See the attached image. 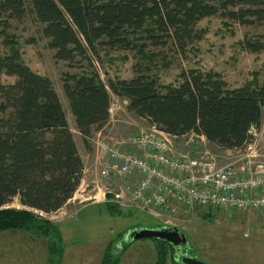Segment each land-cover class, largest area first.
<instances>
[{
	"label": "trees",
	"instance_id": "trees-1",
	"mask_svg": "<svg viewBox=\"0 0 264 264\" xmlns=\"http://www.w3.org/2000/svg\"><path fill=\"white\" fill-rule=\"evenodd\" d=\"M30 3L54 59L86 63L81 74L62 77L64 97L86 147H91L93 132L108 122L112 96L126 101L129 113L170 136H202L224 151L243 150L251 140L250 129L260 126L264 84L257 78L231 88L219 72L189 69L180 72L176 85H161L147 64L157 49L168 45L184 56L204 35L197 28L202 19L218 16L240 26L264 25V0ZM25 16L24 0H0V35L10 49L8 55L0 56V78L15 79L9 84L0 79V233L32 232L47 239L49 257H62L58 227L40 214L51 215L73 198L84 164L52 82L22 62L15 38L6 34L12 21H22ZM238 44L245 52H262L264 34ZM100 49L133 53L132 78L103 82L92 61L100 60ZM14 200L19 208L10 207ZM104 205L118 208L110 202ZM153 241L158 252L156 264H164L162 253L168 248L174 258L175 247ZM118 255L111 244L101 264H118ZM173 264L181 263L174 260Z\"/></svg>",
	"mask_w": 264,
	"mask_h": 264
},
{
	"label": "rangeland",
	"instance_id": "rangeland-1",
	"mask_svg": "<svg viewBox=\"0 0 264 264\" xmlns=\"http://www.w3.org/2000/svg\"><path fill=\"white\" fill-rule=\"evenodd\" d=\"M24 2L26 16L22 21H12L11 28L6 34L15 38V47L22 62L52 82L66 113L78 152L81 156L87 157L86 165L89 167L90 160L94 158L93 150L86 147L81 136L76 134L78 132L62 91L63 75L81 74L82 67H87L86 63L78 59L72 64L55 60L54 51L48 48V42L42 35L43 26L37 22L33 14L30 0ZM197 28L203 31L204 35L199 42L187 49L184 56L176 53L169 45L156 50V55L147 65L159 84L176 85L180 72L189 69L219 72L230 87L242 86L253 78L264 84V51L245 52L238 44L245 38L251 40L264 34V25L253 23L249 26H240L215 16L200 20ZM4 40V36L0 35V56L10 53ZM99 55V61L93 58L92 61L103 82H106L107 78L130 79L134 75L133 53L100 49ZM0 79L5 84L15 80L6 76ZM110 113L114 121H121L119 124L122 121L130 123V131L126 134L122 133L124 130H117L114 127L115 135L111 133L114 138L122 139L128 134H134L139 127L149 125L147 121H142L129 113L122 99L115 96L111 97ZM262 117L264 121V116ZM92 136L94 137V132ZM174 146L179 152L191 153L205 147L219 157V165L230 162L236 154L235 151H224L210 144H203L191 135L177 138ZM89 172L91 175L84 181L82 179L74 194L72 209L88 204L59 223L63 243L62 257L55 255L49 257L47 239L44 237L32 232L5 231L0 233V264H57L58 259H61L59 264H101L103 253L111 244L119 254L118 264H156L158 252L154 241L148 239L131 241L129 235L135 230L162 226L176 227L183 232L187 238L185 246L187 252L183 250L184 248L182 251L203 262L264 264V214L181 208L166 218L169 222L165 225L158 220L159 218L134 207L122 208L116 205L118 208H111L103 204L90 203L92 195L95 194L93 181L96 176L92 169ZM102 184L99 183V186ZM101 192L98 193L97 201L102 198ZM106 199L105 203H109L108 196ZM10 207L19 208L17 200H14ZM206 214L211 216L204 217ZM42 217L50 218L45 215ZM58 248L60 249V246ZM170 252L168 248L167 252L162 253L164 264H173L174 260L176 263L179 262V256L173 258Z\"/></svg>",
	"mask_w": 264,
	"mask_h": 264
},
{
	"label": "built area",
	"instance_id": "built-area-1",
	"mask_svg": "<svg viewBox=\"0 0 264 264\" xmlns=\"http://www.w3.org/2000/svg\"><path fill=\"white\" fill-rule=\"evenodd\" d=\"M249 133L244 149L219 165L205 147L177 151L175 137L153 125L122 139L99 132L90 140L96 176L91 199L97 201L102 191L105 201L108 196L110 203L137 208L165 225L181 208L264 214V121Z\"/></svg>",
	"mask_w": 264,
	"mask_h": 264
},
{
	"label": "crops",
	"instance_id": "crops-1",
	"mask_svg": "<svg viewBox=\"0 0 264 264\" xmlns=\"http://www.w3.org/2000/svg\"><path fill=\"white\" fill-rule=\"evenodd\" d=\"M229 86H230V84H229ZM237 87H240V86H237ZM237 87H233V86H231V88H237ZM122 103L126 106V101H123L122 100ZM262 116H264V110H263V113H262ZM139 118V117H138ZM263 118V117H262ZM139 119H141L142 121H146L145 119H142V118H139ZM119 122H121V121H119ZM119 122L118 121H114L113 120V118H112V115H111V113H110V117H109V120H108V122L101 128V129H98V130H95L94 131V135H97L99 132H101L102 130L103 131H105L104 133H107V132H111L112 134H114L113 133V130H115L114 129V127L118 130H124L122 133H124V134H126V133H128L129 131H130V123H128L127 121H122V123H120L119 124ZM261 123H263V121H262V119H261ZM123 124V125H122ZM149 124V123H148ZM150 125V124H149ZM262 124H260V126H261ZM107 129H109V130H107ZM76 134H78L79 135V133H76ZM115 135V134H114ZM189 135H191V136H194L195 138H197L199 141H201L203 144H205V143H207V144H209L206 140H205V138L204 137H202V136H197V135H194V134H189ZM183 137V136H182ZM177 138H179V137H175V138H173V141L175 142V140L177 139ZM76 146H77V144H76ZM176 146V145H175ZM176 150L178 151V149H177V147H176ZM263 152H264V143H263ZM81 156V155H80ZM81 158H82V161H83V164H84V171H83V181H84V179H86L87 177H89V175H91V172H89V170L92 168V165H93V160L91 159L90 160V162L91 163H89L88 165H89V167L86 165V159H87V157H83V156H81ZM74 200H75V195L73 196V198L72 199H70L59 211H57V212H55V213H53V214H51V215H45V216H49L50 218H48V220H50L52 223H54L57 227H58V229H59V223H61L62 222V220H64V219H66V218H68L72 213H74L77 209L78 210H80V209H82V208H84V206L85 205H87V204H85V205H81V206H79V207H77V208H74V209H72V203L74 202ZM90 203H96V204H103L104 205V203H105V200H104V198H103V195H102V198L101 199H99V201H92V202H90ZM41 216L43 215V214H40ZM60 231V230H59ZM5 232V231H4ZM2 233V232H1ZM60 233H62V232H60ZM61 235V238H62V234H60ZM31 238H33V237H31ZM45 239V238H44ZM46 247H47V244H46ZM65 255V254H64ZM63 255V256H64Z\"/></svg>",
	"mask_w": 264,
	"mask_h": 264
},
{
	"label": "water",
	"instance_id": "water-1",
	"mask_svg": "<svg viewBox=\"0 0 264 264\" xmlns=\"http://www.w3.org/2000/svg\"><path fill=\"white\" fill-rule=\"evenodd\" d=\"M131 241L137 240H161L169 243L175 248L185 247L187 245V238L183 232L176 227L170 228H155V229H139L133 231L129 235ZM181 264H209L198 260L195 257L182 255L179 258Z\"/></svg>",
	"mask_w": 264,
	"mask_h": 264
},
{
	"label": "flooded vegetation",
	"instance_id": "flooded-vegetation-1",
	"mask_svg": "<svg viewBox=\"0 0 264 264\" xmlns=\"http://www.w3.org/2000/svg\"><path fill=\"white\" fill-rule=\"evenodd\" d=\"M184 248V249H183ZM185 250V247H181V248H175V257L177 258V255L180 257L182 255H186L185 252L182 251ZM187 252V250H185Z\"/></svg>",
	"mask_w": 264,
	"mask_h": 264
}]
</instances>
